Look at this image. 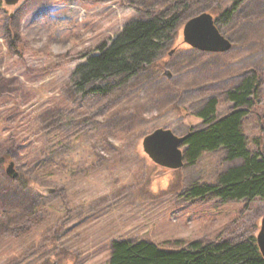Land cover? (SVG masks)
<instances>
[{
  "label": "rangeland",
  "instance_id": "rangeland-1",
  "mask_svg": "<svg viewBox=\"0 0 264 264\" xmlns=\"http://www.w3.org/2000/svg\"><path fill=\"white\" fill-rule=\"evenodd\" d=\"M184 8L154 65L77 84V66L126 23ZM223 11L230 18L216 26L228 51L183 42L188 19ZM250 72L259 85L242 131L248 149L264 155V0H0V154L8 152L0 164V264H108L120 239L176 249L255 238L264 199L188 197L191 184L215 182L222 152L175 170L142 145L159 128L177 136L200 128L195 114L208 96L218 97L216 116L227 113L222 92Z\"/></svg>",
  "mask_w": 264,
  "mask_h": 264
},
{
  "label": "trees",
  "instance_id": "trees-1",
  "mask_svg": "<svg viewBox=\"0 0 264 264\" xmlns=\"http://www.w3.org/2000/svg\"><path fill=\"white\" fill-rule=\"evenodd\" d=\"M217 9L214 7L211 13L216 14ZM185 11L184 8L167 16L160 13L126 23L109 46L102 45L98 54L77 66V84L83 86L109 77H131L154 65L164 46L172 40V33ZM230 15L231 11H223L215 21H227ZM258 77L255 72L244 73L235 86L222 92L232 104L224 115L216 116L217 96L203 99L195 114L202 126L185 134V163L194 166L204 153L220 151L226 166L216 175L213 184H191L188 197L248 202L264 199V155L259 150L248 149L242 131L243 121L256 101ZM7 160L8 152L0 154V164ZM18 181L25 184L24 178ZM174 245L176 249H162L147 240H113L108 264H264L254 237L236 243L191 241L184 246L180 242Z\"/></svg>",
  "mask_w": 264,
  "mask_h": 264
},
{
  "label": "water",
  "instance_id": "water-1",
  "mask_svg": "<svg viewBox=\"0 0 264 264\" xmlns=\"http://www.w3.org/2000/svg\"><path fill=\"white\" fill-rule=\"evenodd\" d=\"M17 0H6V4H14ZM183 42L192 49L208 53H223L231 48L230 41L218 30L214 18L206 12L188 19L182 28ZM186 136H177L168 129H156L143 138L144 151L158 164L179 169L183 166L184 152L181 147ZM9 163L7 173L12 172ZM15 178L16 174H10ZM257 247L264 258V215L256 234Z\"/></svg>",
  "mask_w": 264,
  "mask_h": 264
}]
</instances>
